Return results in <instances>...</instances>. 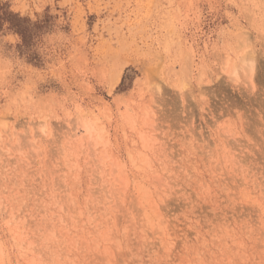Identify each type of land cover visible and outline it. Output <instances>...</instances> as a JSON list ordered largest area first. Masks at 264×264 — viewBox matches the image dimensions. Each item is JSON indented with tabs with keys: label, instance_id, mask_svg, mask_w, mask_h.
Returning <instances> with one entry per match:
<instances>
[{
	"label": "rangeland",
	"instance_id": "1",
	"mask_svg": "<svg viewBox=\"0 0 264 264\" xmlns=\"http://www.w3.org/2000/svg\"><path fill=\"white\" fill-rule=\"evenodd\" d=\"M59 19L0 91V264H264V0H0L37 69Z\"/></svg>",
	"mask_w": 264,
	"mask_h": 264
},
{
	"label": "clouds",
	"instance_id": "2",
	"mask_svg": "<svg viewBox=\"0 0 264 264\" xmlns=\"http://www.w3.org/2000/svg\"><path fill=\"white\" fill-rule=\"evenodd\" d=\"M52 11L53 14H56L54 9ZM21 14L23 15L24 13ZM29 16L33 22L36 21L37 17L33 15ZM62 24L64 23L59 19L54 30L45 33L37 44V50L47 62L46 70L33 67L16 53L15 46L21 42L19 35L11 32L7 35L0 33V91L6 90L13 80H15L17 74H23L25 77L24 81L19 84V87L9 94L8 102L10 104L16 105L31 102V97L27 94V88L34 81L37 83V86L39 83L44 82L45 80L42 79L44 74L50 72L55 67L61 66L64 62L65 56L63 53L70 48L73 34H67L62 31L59 27ZM9 44L12 45V50L6 51V45Z\"/></svg>",
	"mask_w": 264,
	"mask_h": 264
},
{
	"label": "trees",
	"instance_id": "3",
	"mask_svg": "<svg viewBox=\"0 0 264 264\" xmlns=\"http://www.w3.org/2000/svg\"><path fill=\"white\" fill-rule=\"evenodd\" d=\"M10 28L14 32L21 35L24 41L26 40V38H28L29 32H31V25L29 24V22L21 19H16V22L12 23V26Z\"/></svg>",
	"mask_w": 264,
	"mask_h": 264
},
{
	"label": "bare ground",
	"instance_id": "4",
	"mask_svg": "<svg viewBox=\"0 0 264 264\" xmlns=\"http://www.w3.org/2000/svg\"><path fill=\"white\" fill-rule=\"evenodd\" d=\"M249 57H250V56H249ZM247 58H248V57H247ZM246 60H247V61L249 60V62H250V64H249V62H248L249 65H251V64L253 63L252 57L249 58V59H246ZM251 60H252V62H251ZM244 62H245V61H244ZM244 62H243V63H244ZM246 63H247V62H246ZM252 65H253V64H252ZM252 65H251V67H252ZM243 66H244V65H243ZM247 66H248V65H247ZM246 68H247V67H246ZM237 70H238V69H237ZM245 70H247V69H245ZM240 71H241V70H239V72H240ZM239 72H237V73H239ZM243 72H244V71H243ZM243 72H242V73H243ZM240 73H241V72H240ZM253 73H254V72H253ZM241 77H242V76H241ZM253 77H254V76H253ZM248 78H249V77H248Z\"/></svg>",
	"mask_w": 264,
	"mask_h": 264
}]
</instances>
